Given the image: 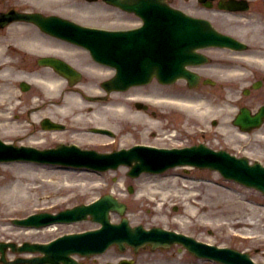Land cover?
Wrapping results in <instances>:
<instances>
[{
  "label": "rangeland",
  "instance_id": "374dc122",
  "mask_svg": "<svg viewBox=\"0 0 264 264\" xmlns=\"http://www.w3.org/2000/svg\"><path fill=\"white\" fill-rule=\"evenodd\" d=\"M80 4L81 3L77 1H74L73 5H70L68 2H63L61 6L66 8L78 5V9H80ZM93 14L94 13H89V16L91 17ZM102 17L99 16V18ZM232 22L238 23L235 21ZM243 25L245 24L239 25L238 27L241 28ZM31 33L32 36L34 31L31 30ZM260 53L264 52L261 51ZM216 54L222 53L219 52ZM262 68L264 69V66H262ZM252 69L256 70L252 72L251 68H249L243 71L248 75L246 77H243V74L230 75L229 78L232 79L233 82L227 83L224 81L222 84L217 82V84L212 86H204L200 91L205 90L212 102H204L206 105L197 106L195 111L203 112L209 103L215 102L216 107L214 109L216 110L222 107V113L228 115L225 102L219 99L220 96L225 97L226 93L229 94L232 90L233 94L240 97L241 95L243 96L240 102L248 103L250 100V103H256L257 106L261 101L253 99L258 91H252V95L249 97L241 93V88L244 83H249L254 76L262 74L260 71H264L259 70L255 65L254 67L252 66ZM248 70L250 72H247ZM220 74H222L220 75L222 78H228L229 75L227 72H222ZM0 84L2 87L1 89H5V91H14L17 102L19 100L18 98H25V103L21 102L14 104L16 99L11 102V104H13V109L12 107H10V109L14 112L12 113V119L15 122L17 121L15 130L32 129L33 135L38 137L40 133H42L40 136L46 139L50 136L55 137L54 135H58L57 132H41L40 128L37 126H31L32 124L27 121L28 117H25V113H23L26 108L35 104V102H31L29 98L31 95L38 94L36 89L31 88L25 92H21L16 84L12 87L9 86L10 84L6 86L5 81ZM167 88L168 87L159 88L154 92H164ZM145 89L148 90V87L146 86ZM172 90L175 89L172 88ZM262 90H264V88ZM131 91L132 90H130V92ZM193 91L198 92L197 90ZM20 92L22 94L18 95ZM133 93L138 94L137 91ZM250 97L253 98L251 99ZM262 99H264V96H262ZM95 105H98V111L103 109L100 103ZM87 109L89 108L85 106L86 112H88ZM182 110L184 111L185 109L182 108ZM16 112L21 113L19 117L16 116L17 118L14 117ZM146 113H149V111ZM158 113L160 112L157 111L156 114ZM163 114L164 113L161 112L157 117L159 119H163L164 117L165 119H171L174 123H180V121L185 119H183V115ZM231 114H233V111ZM108 116L110 119L115 118L116 123L119 124V134L128 135L126 137L128 140H123L120 137L118 143L126 142L130 144L134 141L154 142V140L162 143L170 140L165 138L166 135L170 136L172 131L170 127H165L160 130L155 127L157 129L156 136H161V134L165 136L164 141L160 142L155 136H150L151 133L148 131V128L151 129L150 126L146 125V127H142V125H140L137 128L136 122H128L126 116L120 113L114 115L110 112ZM151 117L153 121L157 122V118ZM223 124L228 127L226 122ZM231 127L232 126H230L229 132L227 133L228 135L224 138H229V135L233 133L234 130H232ZM36 128L37 130H35ZM127 130H130V132ZM35 136L29 139L35 140ZM182 137L183 138L180 139H191L187 135ZM198 138L202 137L198 136L197 138H193L192 141ZM238 138L239 137H237V139ZM26 139L28 138L23 137L21 141H25ZM241 140H244V138ZM209 143L215 146H221L223 144L220 140L216 141L214 137L209 140ZM244 143V149L250 152V158L264 163V126L251 133V135L249 134L245 138ZM126 169L120 168L119 170L108 171L102 173L100 176L86 175L80 177L74 173L66 172L65 169H56L50 165L44 166L25 162L0 164V240L10 239L17 242L23 240H46L62 231L93 227L95 226L94 223L82 221L70 225H58V228L55 230L49 228L26 230L24 227H19L12 223L8 224L6 222H9V216H24L30 212L41 209H56L72 206L77 203L93 200L105 192L113 191L120 199L122 198L124 202L128 203L129 216L132 223L141 222L145 225L160 224L170 228L180 229L220 245L246 250L250 252L254 259L264 260V194L258 190L226 180L219 174H215L208 170L194 171L193 174H181L182 171L179 170L180 173L178 174L179 177L176 182L175 179L152 176L151 178L157 179L155 181L159 183L156 186H148L150 181L141 184V179H129L126 176ZM174 171L175 170H172V172ZM167 173L168 172H166V174ZM181 176L184 178H180ZM188 177H192L196 181H192L188 179ZM201 178L204 179L205 182H202L200 180ZM125 181L126 183L130 182L133 184L134 192L131 193L126 190ZM149 187H157L156 189L158 190L170 191L169 196L166 194L168 198L163 206L159 204L160 201L158 200L157 202L155 200L154 203L153 201H148L145 196L144 198H142L141 195L139 196L142 192L146 193L145 190ZM190 194L192 195L191 197L189 196ZM154 197L159 199V193L156 192ZM174 204L177 205V208L173 207ZM113 218L116 219L117 216L114 215ZM207 228H209L211 232H208V230H206ZM26 231H29V233Z\"/></svg>",
  "mask_w": 264,
  "mask_h": 264
},
{
  "label": "bare ground",
  "instance_id": "6f19581e",
  "mask_svg": "<svg viewBox=\"0 0 264 264\" xmlns=\"http://www.w3.org/2000/svg\"><path fill=\"white\" fill-rule=\"evenodd\" d=\"M40 41H43L41 37L37 36V37H33L31 42L26 41L27 45L32 46V48H37L39 46V43H41ZM238 70H241L240 68H236L234 67V69H231L230 71H234V72H239ZM43 84L48 88V89H59V87L62 84V80L60 78H55V76H50V73L47 74L46 78L44 77L42 80ZM229 97H232V95L230 94ZM80 101V97L76 94H71L68 93L63 97V101L60 103L59 107L61 111H82L83 109H81V102ZM179 105L183 106V107H189V108H194L197 107L201 104L200 101H196V102H188L186 100H177ZM204 103V102H203ZM104 108V107H103ZM120 109H125L124 107H119ZM93 112H100V111H93ZM82 114L78 113V115L76 116V118L78 119V117H81ZM13 126H16V122L11 123ZM8 125V124H6ZM11 125V126H12ZM71 173V172H68ZM73 174V172H72ZM77 176H86V175H91V174H87V173H74ZM86 174V175H85ZM92 176V175H91ZM167 179H175V182L177 181L178 178H167ZM167 179H163V180H167ZM159 182L158 181H150V183L148 184V186L150 185H157ZM157 187H149L146 191V194L148 196H151V200L154 201V199L159 202V204H162V206L164 205L166 199L168 198L166 196V194L169 196V192L170 191H162V190H158L156 189ZM149 191V192H147ZM156 192L159 193L160 198L156 199L154 197V195L156 194ZM145 193V192H144ZM154 194V195H153ZM157 196V195H156ZM27 233H29V231H27Z\"/></svg>",
  "mask_w": 264,
  "mask_h": 264
},
{
  "label": "flooded vegetation",
  "instance_id": "af4514ba",
  "mask_svg": "<svg viewBox=\"0 0 264 264\" xmlns=\"http://www.w3.org/2000/svg\"><path fill=\"white\" fill-rule=\"evenodd\" d=\"M98 1V0H97ZM207 1V0H206ZM182 2H185V3H187V2H189L190 4H191V2L193 3V4H195L196 2H200L199 0H182ZM96 8V7H95ZM123 14L124 13H119V14H117V16L118 17H120V19L119 20H121L122 19V17L124 18L125 16H123ZM261 78V80H260V91H259V93L257 92V96H259L260 98H262V96H264V90H262L261 88H262V86H264V82H263V80H264V76H262V77H260ZM256 90H258V89H256ZM256 99H258V98H256ZM259 100H262V99H259ZM263 102V101H262ZM262 102H261V104H262Z\"/></svg>",
  "mask_w": 264,
  "mask_h": 264
},
{
  "label": "water",
  "instance_id": "95a60500",
  "mask_svg": "<svg viewBox=\"0 0 264 264\" xmlns=\"http://www.w3.org/2000/svg\"><path fill=\"white\" fill-rule=\"evenodd\" d=\"M256 119L255 120H251V124H255V123H257V122H259V115H257L256 117H255ZM254 119V118H253ZM238 120H242L241 119V116L239 117V119ZM105 209H106V206L105 205H103L101 208H100V213L101 214H99L98 212H96L97 211V209H94L93 210V212H95V217H101L102 219H104L103 217H104V215H105V213H104V211H105ZM82 212H84V211H82ZM82 212H79V214H81Z\"/></svg>",
  "mask_w": 264,
  "mask_h": 264
}]
</instances>
